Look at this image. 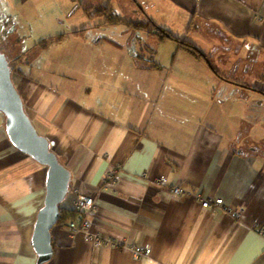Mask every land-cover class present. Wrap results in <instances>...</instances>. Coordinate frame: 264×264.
Masks as SVG:
<instances>
[{
    "label": "crops",
    "instance_id": "crops-1",
    "mask_svg": "<svg viewBox=\"0 0 264 264\" xmlns=\"http://www.w3.org/2000/svg\"><path fill=\"white\" fill-rule=\"evenodd\" d=\"M111 1L0 0V52L12 25L21 38L12 50L36 53L19 58L11 79L69 171L59 209L74 211L78 192L92 197V230L121 242L96 247L69 219L56 222L43 264H264V0H128L135 18ZM107 8L123 26L105 33L116 24ZM36 29L46 37L28 47ZM4 124L0 113V264H36L47 167L10 142ZM161 176L183 192L158 185ZM218 197L230 213L202 206ZM134 246L150 254L136 258Z\"/></svg>",
    "mask_w": 264,
    "mask_h": 264
},
{
    "label": "water",
    "instance_id": "water-1",
    "mask_svg": "<svg viewBox=\"0 0 264 264\" xmlns=\"http://www.w3.org/2000/svg\"><path fill=\"white\" fill-rule=\"evenodd\" d=\"M0 113L5 118L4 128L9 141L47 167L45 199L38 210L31 237L36 264H43L52 256L50 229L59 217V204L68 191L69 171L49 148L48 140L37 134L25 113L4 52H0Z\"/></svg>",
    "mask_w": 264,
    "mask_h": 264
},
{
    "label": "built area",
    "instance_id": "built-area-1",
    "mask_svg": "<svg viewBox=\"0 0 264 264\" xmlns=\"http://www.w3.org/2000/svg\"><path fill=\"white\" fill-rule=\"evenodd\" d=\"M111 171L108 172L107 177L111 178ZM156 183L162 187L169 188L170 192L173 195H179L183 192V189L176 185H168L169 180L165 176H161L157 178ZM203 207H212V206H220L223 208L225 212L230 213L231 209L230 207H227L223 205L222 198L218 197L213 200L209 198H205L202 201ZM95 209V204L93 198L84 196L80 192L76 193L75 200H74V210H76V213L81 216V220H69L67 222V229L71 232H82L84 233L85 237L89 240H94L93 244L94 246H98L100 244H111L115 246H120L121 243L113 238L110 237H103L100 236L98 233H92L91 227H90V219L89 217L93 214V211ZM263 228L261 229V232H263ZM133 255L136 258H140L142 256H148L150 254V248L146 246H134L131 248Z\"/></svg>",
    "mask_w": 264,
    "mask_h": 264
},
{
    "label": "rangeland",
    "instance_id": "rangeland-1",
    "mask_svg": "<svg viewBox=\"0 0 264 264\" xmlns=\"http://www.w3.org/2000/svg\"><path fill=\"white\" fill-rule=\"evenodd\" d=\"M105 4H106V2H105ZM104 4V5H105ZM63 5V4H62ZM64 5H65V7H67V6H69L70 4L69 3H64ZM111 5L113 6V7H115L116 8V10L117 11H122L123 13H127V16H130V17H133V18H135V15H132L131 14V12H130V6H131V3H129V1L128 0H112L111 1ZM144 7V9H147V5H145V6H143ZM139 9V11H141V9H140V7H138ZM13 9L15 10V5L13 6ZM13 10V11H14ZM70 10H71V8H70ZM20 11V10H19ZM22 12V11H21ZM69 12V11H68ZM24 18V16L21 14V15H19V18H18V20H21V18ZM139 17H141V16H139ZM62 19V18H61ZM73 20H77L76 18H73V19H71L70 21H73ZM26 21V20H25ZM61 21H63V25H61V26H59L58 27V30H62V31H64L65 30V27L67 26L66 25V21H68V20H61ZM84 23H87V24H89V25H91V28H89V29H92L94 26H93V21L91 20V19H87V20H85L84 21ZM4 24V23H3ZM108 24H111V23H108ZM178 24V23H177ZM176 24V25H177ZM10 25V24H9ZM144 25V24H143ZM116 26H123V24H118V23H116V24H114V25H109L107 28H105L102 32H105V33H107V32H113L112 30H110L111 28L113 29V27H116ZM11 27H12V25H10L9 27H8V32H6V31H4V34H5V36H7V42H10L11 44H12V46L13 47H15L16 46V44H18V43H16V42H19L20 43V45H21V38H20V35L18 34L19 32L17 31V30H14V31H10L11 30ZM155 28H157V32H159V30L161 29V28H163V27H160V26H158V25H156L155 26ZM88 29V30H89ZM175 29H177L176 27H175ZM34 31V30H33ZM175 31V30H174ZM96 35V38L98 37L97 35V33H95ZM183 36H185V34H182V36H180L181 38L183 37ZM26 38H25V40H26V44H27V46L28 47H30L31 45H33L34 43H37V45H39L40 43L42 44L43 42H40V41H43L42 39H43V37H46V36H44V35H41V34H38L37 33V29L35 30V32H33V33H31L30 35H28V36H25ZM119 37H121V35L120 36H115L114 38H119ZM164 37H168V38H171V39H173L172 37H170L169 35H167V36H164ZM153 37H148V39H149V41L147 42V43H152V39ZM4 40H2V42H3ZM40 42V43H39ZM39 43V44H38ZM40 47V46H39ZM161 48H162V50H163V52H164V50H165V47L164 46H161ZM160 48V49H161ZM23 53V58L25 59V60H29V59H31V56H34L36 53H34V52H30V51H28V50H26V51H23L22 52ZM202 53V52H201ZM6 55V57H9V55L6 53L5 54ZM202 57H204L205 56V54H203L202 53ZM206 60L208 61L209 59H207L206 58ZM220 60V59H219ZM162 61H164V62H166L167 61V59H166V61L165 60H162ZM217 72H218V70H217ZM264 128V127H263ZM260 135H264V131H263V133L261 134V132H260ZM263 141H264V139H263ZM262 145H263V143H262ZM114 172H115V170H112L111 171V178H109V177H107V175H108V172H107V174H105V178H109V179H114ZM156 181H157V178H156ZM85 196V195H84ZM88 197V196H87ZM90 198H92V197H90ZM95 210V209H94ZM74 212H75V215H77V219L76 218H73V219H69V220H72V221H75V220H81V216L79 215V214H77L76 213V210H74ZM94 212V211H93ZM57 222V221H56ZM91 222V221H90ZM91 224V223H90ZM261 228H260V230L263 228L264 229V226L263 225H259ZM90 227H91V231H92V233H96L97 234V232H95V231H93L92 229V226L90 225ZM70 231V230H69ZM263 232H264V230H263ZM100 236H102L100 233H98ZM88 239V238H87ZM90 241H92V243L94 242V240L92 239V240H90ZM121 243V242H120ZM100 245H109V244H100ZM100 245H98V246H100ZM111 245V244H110ZM112 246H115V245H112ZM97 247V246H96ZM146 247H148V246H146Z\"/></svg>",
    "mask_w": 264,
    "mask_h": 264
},
{
    "label": "trees",
    "instance_id": "trees-1",
    "mask_svg": "<svg viewBox=\"0 0 264 264\" xmlns=\"http://www.w3.org/2000/svg\"><path fill=\"white\" fill-rule=\"evenodd\" d=\"M108 13H106L104 15V19L107 21V23H118L120 21H123L121 17L115 15L112 13V11L110 9L107 8L106 10ZM104 11H102L103 13ZM148 20V19H147ZM121 23V22H120ZM127 23V22H126ZM150 23L152 25H155L154 23L151 22ZM128 25H133L136 28H144L145 26L141 23V22H128ZM87 28L82 29L81 31H85ZM159 35L161 37L163 36H167L169 35L170 37L174 38V40H176L177 42L181 43L183 48L186 49L187 51H189L190 53H192L193 55L197 56H203L202 53L195 47L193 46L189 41H187L186 39H181L177 36L172 35L168 30L161 28L159 30ZM9 48H7V52H5L4 50L1 52H4L5 54L7 53L9 55V57H7L9 66H10V70H17L20 71V65L18 67L17 61L19 60V58H21L23 56L22 52H16L13 51L12 48H14L12 46V44H10V46H8ZM10 49V50H9ZM134 57L138 58L137 55H134ZM139 59V58H138ZM73 218H78L77 215H75V212L72 210H60L59 212V217L57 219V223H65L67 219H73Z\"/></svg>",
    "mask_w": 264,
    "mask_h": 264
},
{
    "label": "clouds",
    "instance_id": "clouds-1",
    "mask_svg": "<svg viewBox=\"0 0 264 264\" xmlns=\"http://www.w3.org/2000/svg\"><path fill=\"white\" fill-rule=\"evenodd\" d=\"M67 226V225H66Z\"/></svg>",
    "mask_w": 264,
    "mask_h": 264
}]
</instances>
